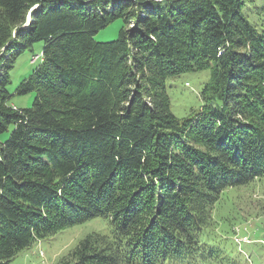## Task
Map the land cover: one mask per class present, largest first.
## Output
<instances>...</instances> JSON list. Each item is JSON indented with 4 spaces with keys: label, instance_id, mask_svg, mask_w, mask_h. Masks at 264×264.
<instances>
[{
    "label": "trees",
    "instance_id": "16d2710c",
    "mask_svg": "<svg viewBox=\"0 0 264 264\" xmlns=\"http://www.w3.org/2000/svg\"><path fill=\"white\" fill-rule=\"evenodd\" d=\"M249 1L0 0V134L14 126L0 142V264L98 217L112 234L60 264H234L200 236L222 196L264 178V29ZM117 19L118 39L97 42ZM40 41L18 88L35 100L18 109L11 70ZM204 70L205 105L178 118L166 80Z\"/></svg>",
    "mask_w": 264,
    "mask_h": 264
},
{
    "label": "rangeland",
    "instance_id": "374dc122",
    "mask_svg": "<svg viewBox=\"0 0 264 264\" xmlns=\"http://www.w3.org/2000/svg\"><path fill=\"white\" fill-rule=\"evenodd\" d=\"M244 12L258 31L264 29V0H250ZM124 25L122 19H117L100 30L94 39L97 42L115 41ZM43 48V41L35 43L32 49L18 57L11 70V83L7 89L11 96L10 103L18 109L33 106L35 92L20 95L18 88L42 62ZM36 56H40V59L33 61ZM211 78V70H204L182 73L166 80L171 110L178 118L189 117L202 109L205 105L202 90ZM13 129L14 126H10L8 131L0 134V142L7 141ZM215 206V224L200 236L201 241L219 249L214 254L215 259L234 264H264V178L252 182L250 187L225 194ZM234 224L238 225L234 228L236 232L241 229L239 234L232 235L231 226ZM113 230L110 218H94L34 242L9 264H60L87 235H111Z\"/></svg>",
    "mask_w": 264,
    "mask_h": 264
},
{
    "label": "built area",
    "instance_id": "2783aa9c",
    "mask_svg": "<svg viewBox=\"0 0 264 264\" xmlns=\"http://www.w3.org/2000/svg\"><path fill=\"white\" fill-rule=\"evenodd\" d=\"M38 59V56L34 57L33 61L37 60Z\"/></svg>",
    "mask_w": 264,
    "mask_h": 264
}]
</instances>
